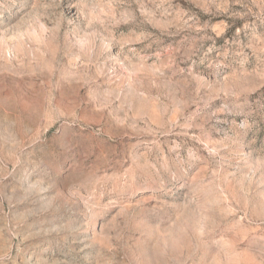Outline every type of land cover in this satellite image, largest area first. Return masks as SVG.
I'll return each mask as SVG.
<instances>
[{"label":"rangeland","instance_id":"374dc122","mask_svg":"<svg viewBox=\"0 0 264 264\" xmlns=\"http://www.w3.org/2000/svg\"><path fill=\"white\" fill-rule=\"evenodd\" d=\"M0 264H264V0H0Z\"/></svg>","mask_w":264,"mask_h":264}]
</instances>
